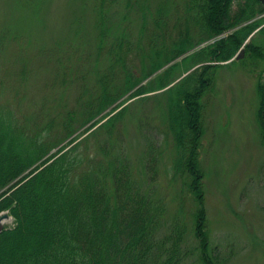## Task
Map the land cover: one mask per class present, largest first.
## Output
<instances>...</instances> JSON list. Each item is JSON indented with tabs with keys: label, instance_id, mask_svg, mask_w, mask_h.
Here are the masks:
<instances>
[{
	"label": "rangeland",
	"instance_id": "374dc122",
	"mask_svg": "<svg viewBox=\"0 0 264 264\" xmlns=\"http://www.w3.org/2000/svg\"><path fill=\"white\" fill-rule=\"evenodd\" d=\"M189 1L104 0L115 21L109 26L116 31L109 32L101 25L102 0H0V109L25 135L49 147L42 159L74 146L69 155L90 160L123 156L138 188L161 208L156 238L179 221L186 233L178 264H197L190 214L195 202L178 175L182 153L169 128L170 103L191 81L181 86V80L210 67L213 81L200 98L197 146L208 249L217 264H264V144L257 120L264 57L245 46L257 44L264 53V11L206 37L196 9H187ZM244 1L233 0L231 12ZM135 2L145 6L144 14ZM258 3L264 7V0ZM254 22L222 61H195V53ZM128 45L132 49L124 53ZM6 157L1 149L0 161ZM13 225L8 210L1 211L0 231Z\"/></svg>",
	"mask_w": 264,
	"mask_h": 264
},
{
	"label": "trees",
	"instance_id": "16d2710c",
	"mask_svg": "<svg viewBox=\"0 0 264 264\" xmlns=\"http://www.w3.org/2000/svg\"><path fill=\"white\" fill-rule=\"evenodd\" d=\"M138 1L143 3V0ZM105 2L102 0L98 11L101 25L111 32L115 29L109 25L114 20L110 21ZM232 2L190 0L187 9H196L200 29L206 37L227 32L230 27L264 11L258 0H245L239 3L238 11L231 12ZM136 3L135 7L144 14L145 6L142 8ZM256 24L254 22L238 28L232 34L227 33L208 52L195 53V61H222L240 46ZM107 29L102 31L101 41L106 38ZM261 31H264V27ZM245 46L257 56L264 57L259 45L247 43ZM124 49L126 51L123 52L128 53L132 47L128 45ZM186 49L175 52L173 56ZM172 57L168 56L166 60ZM119 59L122 62L123 56ZM209 68L196 70L181 80V86L191 81L178 92L175 102L170 103L175 116L169 128L175 138L176 149L182 153L179 157L182 170L179 169L178 175L187 183L186 190L195 202V209L190 214L192 231L198 242L197 264H217L208 249L202 188L204 171L197 152L202 133L200 98L207 88H211L210 82L213 81V72L207 73ZM263 73L259 74L257 83V120L264 144ZM130 87L132 85H125L126 89ZM71 115L67 117L71 119ZM17 126L11 122L9 114L0 109V147L7 155L4 162L0 161V212L8 210L14 220L12 227L0 231V264L180 262L179 246L186 233L183 224L174 220L168 225V232L156 238L157 230L160 231L163 226L161 208L153 203L147 191L138 188L123 156L90 160L69 155V150L74 146L59 156L53 158L49 155L42 159L49 147L40 145L32 135H25ZM71 131L73 129L68 134ZM148 176L153 178L152 173ZM33 230L36 232L34 235Z\"/></svg>",
	"mask_w": 264,
	"mask_h": 264
},
{
	"label": "water",
	"instance_id": "95a60500",
	"mask_svg": "<svg viewBox=\"0 0 264 264\" xmlns=\"http://www.w3.org/2000/svg\"><path fill=\"white\" fill-rule=\"evenodd\" d=\"M241 55H242V49L240 50V53L237 56L240 57Z\"/></svg>",
	"mask_w": 264,
	"mask_h": 264
}]
</instances>
